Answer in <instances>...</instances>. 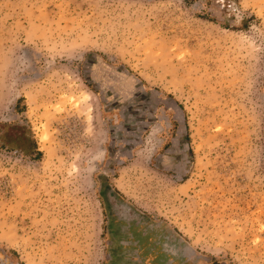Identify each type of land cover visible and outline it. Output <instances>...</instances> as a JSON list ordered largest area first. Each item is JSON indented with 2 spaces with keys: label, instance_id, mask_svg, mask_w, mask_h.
Instances as JSON below:
<instances>
[{
  "label": "rangeland",
  "instance_id": "374dc122",
  "mask_svg": "<svg viewBox=\"0 0 264 264\" xmlns=\"http://www.w3.org/2000/svg\"><path fill=\"white\" fill-rule=\"evenodd\" d=\"M0 264H264V0H0Z\"/></svg>",
  "mask_w": 264,
  "mask_h": 264
}]
</instances>
